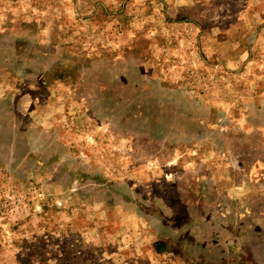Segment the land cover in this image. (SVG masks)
Returning a JSON list of instances; mask_svg holds the SVG:
<instances>
[{
    "label": "rangeland",
    "instance_id": "rangeland-1",
    "mask_svg": "<svg viewBox=\"0 0 264 264\" xmlns=\"http://www.w3.org/2000/svg\"><path fill=\"white\" fill-rule=\"evenodd\" d=\"M0 264H264V0H0Z\"/></svg>",
    "mask_w": 264,
    "mask_h": 264
}]
</instances>
